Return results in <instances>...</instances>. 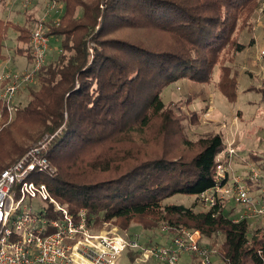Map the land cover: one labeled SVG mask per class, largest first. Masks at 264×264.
Returning a JSON list of instances; mask_svg holds the SVG:
<instances>
[{"label":"trees","instance_id":"16d2710c","mask_svg":"<svg viewBox=\"0 0 264 264\" xmlns=\"http://www.w3.org/2000/svg\"><path fill=\"white\" fill-rule=\"evenodd\" d=\"M56 1L61 12L45 22V33L58 52L47 55L37 88L28 87L0 128V170L50 138L45 156L55 173L42 182L76 221L80 209L94 230L136 224L150 232L171 220L199 231L210 247L220 234L217 259L225 264H264L263 238L256 230L248 235L246 219H231L219 203L200 207V196L218 181L221 136L190 140L183 115L162 100L179 78L210 83L217 73L215 85L232 103L235 57L252 45L239 38L252 31L264 0ZM34 25L30 15L21 23L0 17V61L12 33L19 45L10 51L32 63ZM1 115L4 122L8 115ZM175 195L194 201L166 203Z\"/></svg>","mask_w":264,"mask_h":264},{"label":"built area","instance_id":"2783aa9c","mask_svg":"<svg viewBox=\"0 0 264 264\" xmlns=\"http://www.w3.org/2000/svg\"><path fill=\"white\" fill-rule=\"evenodd\" d=\"M30 0H23L28 4ZM56 0H50L48 10L35 22L30 32L29 47L32 63L23 73L2 70L0 73V120L2 112L9 119L14 111L17 91L34 83L38 71L45 65L49 50V37L45 33L47 13L55 10ZM55 18L54 22H56ZM258 75L264 79V48L256 51ZM208 106L203 118L208 120L215 111ZM264 115V111H263ZM223 151L216 166L218 181L214 188L203 193L200 201L205 208L217 203L224 208L225 201L232 200L245 207L246 215L238 219L256 218L250 230L258 231L264 241V181L259 170L250 171L249 181L259 185V194L251 197L241 184L245 179L237 176L232 182L220 183L229 172L230 160L236 155L235 135L237 117L229 124L219 122ZM50 138L34 143L17 161L0 170V264H116L125 251L137 252L135 260L153 264H185L181 256H187V264H225L217 259V249L201 241L199 231H191L174 224L171 220L160 224L158 231L166 235L163 244L144 245L140 234L119 233L116 229H98L92 232L85 209H80L77 221L51 197L45 183H35L30 176L52 177L55 168L45 156ZM223 158L226 160L223 161ZM29 200L28 204L25 201ZM52 205L55 216L47 215ZM105 227V226H104ZM253 227V228H252ZM212 258L216 260L214 263Z\"/></svg>","mask_w":264,"mask_h":264},{"label":"rangeland","instance_id":"374dc122","mask_svg":"<svg viewBox=\"0 0 264 264\" xmlns=\"http://www.w3.org/2000/svg\"><path fill=\"white\" fill-rule=\"evenodd\" d=\"M49 2L50 0H30L28 4H24L23 0H0V17L4 20L21 23L27 19V16L30 15L35 24V22L38 19H41L47 12ZM60 8L61 4L57 3L55 10H52L49 14L47 13V20H55V18H57L60 14ZM253 23L252 31L250 33L245 31L242 32L239 40L240 42L247 44L251 39H253L252 43L254 44L256 39L258 44L256 43L255 46L257 45L259 47L256 49L257 51L258 49L264 48V4H262L258 10ZM14 37L15 36L10 33L9 41H7V45L10 50L19 45L17 41L14 40ZM55 46V44H50L49 41V50L47 52L48 56L51 57V54L58 52L56 48L57 46ZM253 47L254 46L247 47L243 50V52L235 57V61L233 63L234 67L232 68L233 70H231L230 76L233 75L234 70H236L237 96L232 103L224 95H222L221 92H219L218 87H216L215 82L217 81V73L213 75L210 83H194L190 82V80L186 78H179L176 81L171 82L162 93V100L164 103L170 105L173 104V107H175L179 113L183 115L186 126L185 135L190 140H196L199 136H203L207 133L221 134L222 131L220 129L219 122L223 121L229 124L233 117H237L235 150L240 161L238 164H233V162L229 164V171L231 175L229 183L232 182V179L235 176L245 179L241 186L248 190L251 197H255L259 194V188H257L259 185L253 181H249L251 169L254 168L259 170L262 178L264 179V172L261 170L264 167V91L256 90L257 84L255 83L253 76L249 73V71L243 69L245 66H248L251 62L250 60H252L251 55L254 50ZM11 56L15 61L20 59L19 54L14 53L13 51H11ZM14 68L15 66L11 62L9 69L7 70H10L11 72L23 73V71L18 72ZM249 86H252L253 89L249 90ZM28 87L36 89L37 85L32 83L21 87L14 97V105L23 104L26 101L25 99H27L28 96ZM262 87H264V85H262ZM211 104L216 110L208 120H205L203 118V114ZM11 118L9 119V117H7L4 122L3 119H1L0 128L2 124L9 122ZM42 179L43 175L41 174L29 177V180L35 183L42 182ZM193 201L194 197L175 195L169 198L166 203L190 207ZM29 202V200H26L25 204H28ZM201 205L200 207L204 208L202 203ZM200 207L198 206L195 210L200 209ZM223 210L231 219L235 221L236 219L239 220L238 218L240 216L244 217L247 213L245 212V207L243 208L240 205H237L231 199L225 201ZM256 220V218L248 219V223L255 226ZM165 222L166 221L164 220L159 223L156 228L157 231L153 230L150 232L140 230L139 226L136 224H131L127 231H121L118 226L107 223H103L99 229L106 228L109 230L114 228L121 234L124 232L129 235L140 234L142 242L150 240L151 243L155 245V243L163 244L166 239V235L158 231L160 224ZM92 232H97V229H92ZM251 233L252 231L249 229L248 235ZM218 240V243H215L214 246L216 249H218L219 245H221L222 236L220 234L218 236ZM137 255V252H132L127 249V251L122 253L115 262L116 264H153L152 262L143 263L136 261L134 257ZM185 257L187 256H181V260ZM212 261L214 263L216 262L213 258Z\"/></svg>","mask_w":264,"mask_h":264},{"label":"crops","instance_id":"0c3cea01","mask_svg":"<svg viewBox=\"0 0 264 264\" xmlns=\"http://www.w3.org/2000/svg\"><path fill=\"white\" fill-rule=\"evenodd\" d=\"M60 12H61V10H60ZM251 40H253V39H251ZM256 43L258 44V41L256 42V39H255V43L254 44L252 43V45H251V46H254L253 47L254 50H253L252 55H251L252 60H250L251 61L250 64H248V66H245V68H243V69L249 71V73L253 76V79H254L255 83L257 84L256 90L264 91V87H262V85H264V79L261 80L260 76L258 75L259 64L255 60V55H256L255 52H256V49L259 48L257 45L255 46ZM19 56H20L19 60H16V61L13 60V57L11 56V51H10L9 47L7 46V58L4 61H0V72L2 70L9 69L11 62L15 66V68H14L15 70H17L18 72H21V71L24 72V70H26L30 66V63L27 62V58L24 55L19 54ZM248 89L252 90L253 87L249 86ZM239 161H240V159L238 158L237 155H235L230 160V163L233 162V164H238ZM244 162H245V160H244ZM227 178L228 179H227L226 183L230 184L229 183L230 180H231L230 171L228 172V177ZM183 263H185V264L189 263L188 257L183 258Z\"/></svg>","mask_w":264,"mask_h":264}]
</instances>
